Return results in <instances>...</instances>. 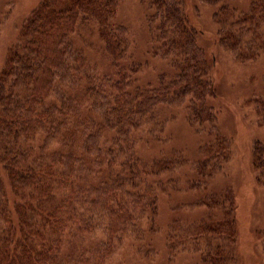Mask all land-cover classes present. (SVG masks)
<instances>
[{"label":"trees","instance_id":"trees-1","mask_svg":"<svg viewBox=\"0 0 264 264\" xmlns=\"http://www.w3.org/2000/svg\"><path fill=\"white\" fill-rule=\"evenodd\" d=\"M204 2L218 4L215 45L239 51L238 59L264 48V0L248 11L223 0ZM119 4L46 0L25 25L26 39L0 84V264H106L116 243L136 230L132 213L156 204L146 177L169 168L165 160L146 164L136 158L137 137L153 132L170 104L186 105L194 125L212 117L206 101L215 93V58L183 0H148L155 10L148 13L150 51L174 69L170 81L162 82L163 76L155 88L131 79L141 63L130 29L114 20ZM87 31L97 34L109 57L106 75L86 55L90 43L81 45ZM84 94L89 115L99 121L80 118ZM143 123L150 126L145 130ZM38 133L44 138L37 143ZM34 141L37 154L34 145L23 147ZM255 152L261 163L259 148ZM91 154L108 163L104 180L103 164L83 160ZM102 228L106 241L89 250ZM66 241L70 249L62 248Z\"/></svg>","mask_w":264,"mask_h":264},{"label":"rangeland","instance_id":"rangeland-1","mask_svg":"<svg viewBox=\"0 0 264 264\" xmlns=\"http://www.w3.org/2000/svg\"><path fill=\"white\" fill-rule=\"evenodd\" d=\"M256 1L223 0L241 11H248ZM45 2L0 0V84L16 49L26 39L27 21ZM183 6L192 25L202 32L206 50L215 58L211 70L215 93L206 101L212 117L194 125L186 105L170 104L159 112L155 120L158 127L154 125L153 132L137 137L136 158L146 164L165 160L169 168L146 177L145 188H154L156 204L145 206V212L132 213L136 230L116 243L106 264H264V48L254 57L247 54L246 59H238L239 51L214 43L218 4L183 0ZM153 11L148 0H120L114 19L131 31L132 52L142 64L131 79L143 88L158 87L163 76L162 82L167 83L174 71L166 59L150 51L153 43L148 13ZM81 43L88 44L85 53L97 72L106 75L110 60L101 50L97 34L87 31ZM82 98L80 118L88 122L92 116L99 121L89 115L88 96ZM149 126L143 123L142 127L146 130ZM37 137L38 143L44 134ZM36 142L23 147L34 145L37 154ZM255 148L262 154V165L255 157ZM84 158L92 167L103 164L100 176L104 180L106 160L92 154ZM103 228L92 244L86 240L89 250L106 241ZM67 242L63 249H70Z\"/></svg>","mask_w":264,"mask_h":264}]
</instances>
